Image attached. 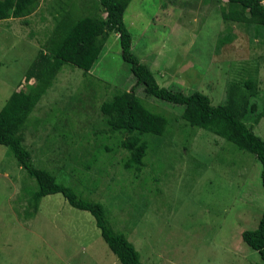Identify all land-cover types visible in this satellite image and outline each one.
Listing matches in <instances>:
<instances>
[{"label": "rangeland", "instance_id": "obj_1", "mask_svg": "<svg viewBox=\"0 0 264 264\" xmlns=\"http://www.w3.org/2000/svg\"><path fill=\"white\" fill-rule=\"evenodd\" d=\"M94 1L39 0L26 24L0 20V109L11 92L34 82L24 80L25 72L59 8L73 7L82 17L94 11ZM225 3L130 0L124 20L132 49L159 85L185 94L200 91L213 105L227 101L233 84L246 94L243 83L253 79L257 91L248 98L261 111L264 32L253 37L247 24L223 19ZM227 32L234 39L217 49V38ZM134 83L114 32L87 73L64 65L23 131L34 166L80 197L101 202L112 227L134 245L143 264L259 262L241 232L255 229L263 211L260 162L234 143L189 125L181 118L182 105L147 95L139 86L135 94L168 125L161 136H143L148 147L140 171L127 169L122 133L109 131L100 104ZM253 130L264 139V117ZM36 189L9 148L0 145V264H122L93 216L60 193L43 196L33 216L25 217Z\"/></svg>", "mask_w": 264, "mask_h": 264}, {"label": "trees", "instance_id": "obj_2", "mask_svg": "<svg viewBox=\"0 0 264 264\" xmlns=\"http://www.w3.org/2000/svg\"><path fill=\"white\" fill-rule=\"evenodd\" d=\"M130 0H95L94 11L77 17L73 7L62 12L54 21L52 30L37 52L24 75L26 82L31 79L26 90L11 92L0 109V145L9 148L18 165L32 177L37 189L29 199L25 217L33 216L43 196L60 193L74 208L88 211L94 218L103 240L122 264H143L139 252L127 237L116 231L106 217V210L99 201L80 197L75 191L60 182L46 169L34 166L29 150L23 145V131L27 119L41 97L52 85L61 68L68 64L87 73L101 53L111 32L118 34L122 59L129 64L135 78L129 90L116 91L111 99L100 104V111L106 117L111 133L121 132L120 146L129 154L124 161L127 169L140 171L148 144L144 135L161 136L166 131L168 119L147 108L135 94L141 86L144 93L183 106L181 118L189 125L203 128L239 149L251 152L261 164L260 178L264 187V139L257 135L253 127L264 117V108L250 102L248 95L256 94V82L246 79V94L238 93V85L233 84L227 101L211 104L210 98L200 92H184L158 84L152 70L142 63L133 52L132 34L125 23L124 14ZM39 0H0V20L21 19L33 13ZM69 6H72L71 3ZM225 20L247 24L253 37L264 31V4L261 0H226L220 9ZM101 13L104 17L101 18ZM234 35L224 33L217 38L216 47L231 42ZM248 118V120H245ZM242 240L259 254L260 261L251 264H264V207L257 227L241 232Z\"/></svg>", "mask_w": 264, "mask_h": 264}, {"label": "crops", "instance_id": "obj_3", "mask_svg": "<svg viewBox=\"0 0 264 264\" xmlns=\"http://www.w3.org/2000/svg\"><path fill=\"white\" fill-rule=\"evenodd\" d=\"M261 1H263V3H264V0H261Z\"/></svg>", "mask_w": 264, "mask_h": 264}]
</instances>
